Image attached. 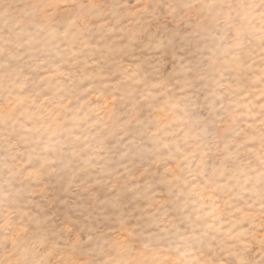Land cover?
Here are the masks:
<instances>
[{
	"label": "rangeland",
	"instance_id": "1",
	"mask_svg": "<svg viewBox=\"0 0 264 264\" xmlns=\"http://www.w3.org/2000/svg\"><path fill=\"white\" fill-rule=\"evenodd\" d=\"M0 264H264V0H0Z\"/></svg>",
	"mask_w": 264,
	"mask_h": 264
}]
</instances>
